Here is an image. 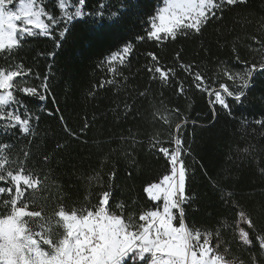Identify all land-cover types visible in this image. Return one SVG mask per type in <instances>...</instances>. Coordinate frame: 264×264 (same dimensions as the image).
Masks as SVG:
<instances>
[{
    "label": "snow or ice",
    "instance_id": "6c2138e0",
    "mask_svg": "<svg viewBox=\"0 0 264 264\" xmlns=\"http://www.w3.org/2000/svg\"><path fill=\"white\" fill-rule=\"evenodd\" d=\"M160 3L162 6L158 4L154 13L141 21L148 27L143 35L135 37L136 41L159 44L179 36L202 34L233 8L246 5L247 0ZM87 8V0H0V264H264V223L235 199L226 181L210 178L224 209L215 225L204 226L191 218L190 213L198 209L193 207L196 197L189 195L187 188L193 167L186 161L190 155L184 136L188 117L178 107L164 106L163 100L159 106L152 103V118L166 127V132L154 130L148 146L165 159L167 167L164 174L144 184L143 192L151 207L138 206L135 200L131 204L115 202V165L103 182L107 190L95 195V203L88 197L69 203L70 197L58 185L55 195H44L49 191L50 174L42 175L30 166V149L16 151V146L19 140L34 136V121L40 119L22 97L45 101L50 93L48 77L44 76L38 85L30 82L31 68L17 62L15 53L28 38L36 36L49 37L55 48H60L74 22L88 23L89 18L93 25L119 28L129 14L139 18L141 0H97L94 8ZM257 33L248 37L250 58L242 59L238 40L233 41L232 56L227 61L217 60L211 74L195 61H183V49L175 52L172 65L161 63L158 54L149 51L146 55L150 62L145 67L151 81H158L162 87L173 86L180 95L189 88L206 94L215 120L219 116L217 107L231 115L233 106L247 99L256 78L264 77V22ZM134 48L135 44L128 41L101 61L112 79L102 80L99 87L124 86L122 81L129 77L121 68L128 66ZM233 61L242 68L237 70ZM178 69L190 82L179 78ZM35 79H41L39 74ZM138 95L148 97L149 89ZM119 109L117 105L114 111ZM122 111L127 117L133 104L124 102ZM59 118L65 133L76 137L64 116ZM241 123L247 127L250 122ZM255 124L264 128V119ZM88 127L86 120L80 132ZM138 135L129 130L128 136L120 137L121 148L113 149L132 159L133 167L137 162L126 148L141 143ZM65 147L57 143L54 151ZM238 151L248 154L250 147ZM49 159L44 156L45 163ZM103 164L101 161V170ZM260 172L264 175V168ZM87 180L89 185L100 182L101 172L96 171Z\"/></svg>",
    "mask_w": 264,
    "mask_h": 264
},
{
    "label": "trees",
    "instance_id": "16d2710c",
    "mask_svg": "<svg viewBox=\"0 0 264 264\" xmlns=\"http://www.w3.org/2000/svg\"><path fill=\"white\" fill-rule=\"evenodd\" d=\"M96 2L87 0L86 10L94 8ZM158 4L162 6L160 0H141L139 18L129 14L119 28L93 25L90 18L88 23L74 22L60 48H55L53 40L44 36L30 37L23 43L15 53L17 62L31 68L32 75L28 79L36 85L47 76L50 93L43 102L22 97L40 119L34 121V136L19 140L16 151L30 149V166H35L42 175L50 174L49 191L44 195H55L58 185L59 190L70 197L69 203L83 201L85 197L95 203V195L107 190L103 182L115 165L118 170L113 188L115 202L131 204L135 200L138 206L151 207L143 192L144 184L164 174L167 167L165 159L148 146V137L154 130L166 132V127L152 118V103L157 102L159 106L158 102L163 100L164 106L178 107L188 117L184 136L190 155L186 156V161L193 167H190L187 188L188 194L196 197L193 207L198 209L190 213L191 218L198 224L214 226L224 211L210 183L212 178L226 181L235 192V199L258 216L259 223H264V175L260 172L264 168V128L255 124L256 120L264 119V77L256 78L247 99L243 104H235L231 115L217 107L219 116L212 120L206 94L189 88L180 95L173 86L162 87L158 81H151L145 67L150 62L146 55L149 51L156 52L161 63L172 65L175 52L183 49V61H195L211 74L217 60L230 59L232 43L237 40L242 59L250 58L246 45L251 43L248 37L259 35L257 29L264 22V0H247L246 5L233 8L222 21L210 24L199 35L179 36L175 41L159 44L136 41L135 37L143 35L148 27L141 21L152 15ZM128 41H132L135 48L128 66L122 67L121 72L129 79L122 81L124 86L121 87L111 84L99 87L102 80L112 79L101 61ZM52 52L54 56L49 55ZM233 63L237 70L242 68ZM36 74L40 80L35 79ZM178 74L180 79L189 81L179 69ZM146 88L149 96L139 97L138 92ZM124 102L133 104V111L127 117L122 111ZM117 105L120 109L114 111ZM60 115L77 133L76 137L65 133ZM86 120L89 127L80 132ZM243 120L250 122L247 127H242ZM129 130L140 133L137 139L141 143L133 146L134 151L126 148L137 162L135 167L122 151H113L121 148L120 137L128 136ZM57 143L66 147L54 151ZM245 147H250L248 154L238 151ZM45 155L50 157L47 163ZM101 161H104L102 170ZM96 171L101 172V181L89 185L87 177Z\"/></svg>",
    "mask_w": 264,
    "mask_h": 264
}]
</instances>
